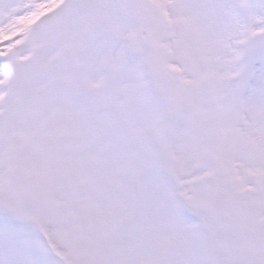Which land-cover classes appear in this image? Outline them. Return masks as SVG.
<instances>
[{"label":"snow or ice","instance_id":"snow-or-ice-1","mask_svg":"<svg viewBox=\"0 0 264 264\" xmlns=\"http://www.w3.org/2000/svg\"><path fill=\"white\" fill-rule=\"evenodd\" d=\"M0 264H264V0H0Z\"/></svg>","mask_w":264,"mask_h":264}]
</instances>
